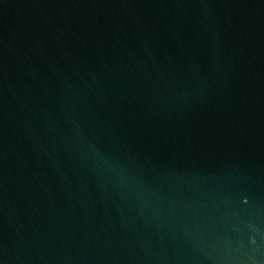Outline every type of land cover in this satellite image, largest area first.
Instances as JSON below:
<instances>
[{
    "label": "water",
    "instance_id": "95a60500",
    "mask_svg": "<svg viewBox=\"0 0 264 264\" xmlns=\"http://www.w3.org/2000/svg\"><path fill=\"white\" fill-rule=\"evenodd\" d=\"M0 264H264V0H0Z\"/></svg>",
    "mask_w": 264,
    "mask_h": 264
}]
</instances>
